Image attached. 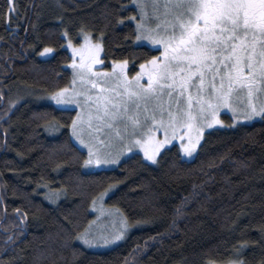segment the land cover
Returning a JSON list of instances; mask_svg holds the SVG:
<instances>
[{
  "label": "trees",
  "instance_id": "16d2710c",
  "mask_svg": "<svg viewBox=\"0 0 264 264\" xmlns=\"http://www.w3.org/2000/svg\"><path fill=\"white\" fill-rule=\"evenodd\" d=\"M121 2L120 15H132L134 6ZM7 8L0 0V13ZM15 8L0 15V264H225L242 240L246 264H264V121L207 132L191 160L172 145L156 165L133 154L112 169L85 171L86 154L70 137L75 111L43 102L71 81L61 32L78 45L81 26L95 40L103 31L106 66L128 59L130 74L144 53L158 52L133 41L134 21L113 27L117 0H15ZM46 45L55 54L42 59ZM55 121L58 133L47 131ZM109 184L103 204L127 220L126 235L87 249L76 234L91 224L93 200ZM17 208L27 213L23 221Z\"/></svg>",
  "mask_w": 264,
  "mask_h": 264
},
{
  "label": "snow or ice",
  "instance_id": "6c2138e0",
  "mask_svg": "<svg viewBox=\"0 0 264 264\" xmlns=\"http://www.w3.org/2000/svg\"><path fill=\"white\" fill-rule=\"evenodd\" d=\"M6 2L7 11L0 15L10 18L16 11L15 0ZM117 2L120 8L115 10L113 27L134 21L133 41L139 45L147 42L149 52L158 55L144 53L140 70L132 78L126 71L128 59H114L111 70L105 66L94 71V65L104 63L100 56L104 32L93 42L81 26L83 42L74 45L70 32L64 29L61 39L73 53V83L79 78L81 87L47 93L54 110L73 104L81 109L71 119L70 128L72 137L87 148L85 168L118 165L125 152L136 149L143 152L145 160L158 164L161 149L175 139L191 158L204 129L224 124L218 115L221 109L232 112L228 127L257 118L264 121V103H253L260 98L258 93H264V0H128L135 9L130 16L120 15L127 4ZM57 19L63 22V17ZM54 54L55 48L47 45L40 52L41 56ZM242 96L247 98L244 103L240 102ZM60 127L59 121L45 124L50 132ZM157 132H162L163 138H158ZM105 141L118 143L119 150L96 146ZM114 187L109 184L99 199ZM59 195L57 191L46 198L54 200ZM95 203L94 199L93 206ZM15 211L21 221L26 218V212ZM181 213L182 207L177 209V215ZM122 223L124 227L113 232L86 229L75 238L90 247L107 246L124 237L128 223L126 219ZM7 239L13 241L14 237ZM248 243L238 241L239 247L234 246L237 256L227 264H246L240 253Z\"/></svg>",
  "mask_w": 264,
  "mask_h": 264
},
{
  "label": "rangeland",
  "instance_id": "374dc122",
  "mask_svg": "<svg viewBox=\"0 0 264 264\" xmlns=\"http://www.w3.org/2000/svg\"><path fill=\"white\" fill-rule=\"evenodd\" d=\"M149 2H150V0H149ZM148 11L151 12V8H149ZM89 35H90V33H89ZM90 36H91V35H90ZM80 37H81V38H80V39H81L80 43H82V42H83V36L80 35ZM91 37H92V36H91ZM92 39H93V37H92ZM93 42H95V39H93ZM80 43H79V44H80ZM73 44H74V43H73ZM143 44H145V45L148 46V47H151L150 45L147 44V42H143ZM74 45H75V44H74ZM63 47H64L65 49H67V51L69 52V54H70V56H71V62H70L69 65L67 66V68H68V69L70 70V72H71V81H70L69 86L66 87V88H75V89L79 90L80 87H81V81L79 80V78H77V79H76V82L73 83V69H72V66H71V65H72V59H73L72 49L69 48V47H67V45H66V41H65ZM100 56H101V59H102V51H101V53H100ZM39 57L42 58V59H46V58H49V57H51V56H41L40 53H39ZM77 59H78V57H77ZM102 60H103V59H102ZM103 62H104L103 65H94V71H101L102 68L106 66V63H105L104 60H103ZM128 66H129V65H128ZM128 66H127L126 71H127L128 75H129V77L132 78V77H134L136 71L133 72L132 74H130L129 71H128ZM106 67L108 68V70H111V68H112V62H109V63H108V66H106ZM139 70H140V69H139V67H138L137 71H139ZM146 79H147V77H144V78L142 79L141 82L143 83L144 81H146ZM88 87L91 88V85H88ZM93 91H94V92H95V91H99V89H95V90H93ZM257 95H258L260 98H259V99H253V103H255V104H257V105H259L260 103H264V93H258ZM80 99H84V97H80ZM246 99H247L246 97H243V96H242V97L240 98V102H241V103H244V102L246 101ZM43 102H45V103H50V101L47 99V96L43 99ZM50 104H51V103H50ZM64 109H67V110H74V111H75V116H76V113H77L78 111L81 110L77 105H74V104H73V105H68V106H66ZM224 114H226V115H228V116L230 117V119H231L230 122H227V121L223 120V117H222V116H224ZM218 115H219V119H221V120L224 121V124H223V125H214L212 128H205V129H204V132H203V134H202V137H201V139H200V142H199V144H198L197 147H196V151L193 153V156H192L191 158L187 157V156L185 155V153L183 152V150L181 149V147H180V145H181V141H180L179 139H175V140L172 141V143H170V144H168V145H165V148H164V149H161V152H163L165 149L169 148V147L172 146V145H177L178 150H179V153H180L181 157H182L184 160H191V159H193L194 156L196 155L197 151H198V148H199V146H200V144H201V142H202V140H203L205 134H206L207 132H210V131H212V130H214V129L225 128V127H228V125L232 124V112H231L229 109H221L220 112L218 113ZM257 120H260V119L257 118V119L254 120V121H257ZM254 121H252V122H254ZM252 122H243V121H241V122L238 123V125L250 124V123H252ZM235 127H236V126H235ZM57 133H58V131H57ZM57 133H56V134H57ZM156 135H157L158 138H163V134H162V132H157ZM70 137H71V140L73 141V143H74L75 145H77L81 150H83V151L85 152L86 156H87V148H85L84 146L80 145L79 142L76 141L75 138L72 137V135H71V128H70ZM100 138H101V139H104L103 134H101ZM186 140H187V137H185V141H186ZM96 146L99 147V148H101L102 150H107V151H117V150H119V144L116 143V142L108 143L107 141H105L104 144H99V143H97ZM133 154H139V155H141L142 159H143L145 162H147L148 164H150V165H156V164H153V163L150 162V161L145 160V158H144V156H143V152L139 151L138 149L134 150L133 153H127V152H125L124 155L121 157V161H122L123 159L129 157V156H132ZM158 158H159V156H158ZM116 166H117V165H110V166H107V167H105V168H101V169H90V168H85V167H84V170H85V171H99V170L112 169V168H114V167H116ZM55 199H56V198H55ZM55 199H54V200H55ZM92 210H93V212H94V219L92 220L91 224L86 228L87 230H89V231H91V232H94V233H98V232L109 233V232H113V231L119 230V229H121V228L124 227V226H123V223H122V219H121L119 213H118L117 211H115L114 209H112V208H106V207L104 206V204H103V200H101V199L98 200V199H97V200H96V203H95V206H93V209H92ZM86 229H85V230H86ZM125 230H126V229H125ZM125 235H126V234H125ZM125 235H124V236H125ZM123 238H124V237H123ZM123 238H122V239H123ZM122 239H121V240H122ZM121 240H119V241H117V242H115V243H113V244L107 245V246L100 245V246H91V247L88 246V245H85V244L82 243L80 240H78V242H79L80 245H82L83 247H85V248H87V249H91V250H97V249H100V250H103V249L109 248V247H111V246H113V245L119 243ZM215 264H218V263H215ZM225 264H227V263H225Z\"/></svg>",
  "mask_w": 264,
  "mask_h": 264
}]
</instances>
